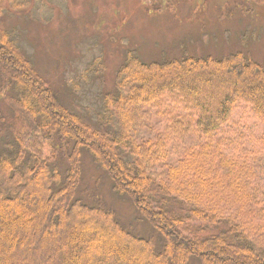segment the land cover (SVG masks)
Listing matches in <instances>:
<instances>
[{
  "label": "trees",
  "instance_id": "trees-1",
  "mask_svg": "<svg viewBox=\"0 0 264 264\" xmlns=\"http://www.w3.org/2000/svg\"><path fill=\"white\" fill-rule=\"evenodd\" d=\"M15 53L0 38V89H12L5 97L31 129L14 109L0 119V264H264V159L235 157L218 139L239 102L264 123L262 65L242 52L151 62L132 52L117 90L103 92V112L81 115ZM190 134L196 141L181 147ZM105 187L110 201L91 194ZM75 212L113 233L81 241L99 227L78 217L69 228Z\"/></svg>",
  "mask_w": 264,
  "mask_h": 264
},
{
  "label": "rangeland",
  "instance_id": "rangeland-1",
  "mask_svg": "<svg viewBox=\"0 0 264 264\" xmlns=\"http://www.w3.org/2000/svg\"><path fill=\"white\" fill-rule=\"evenodd\" d=\"M0 4L2 38L10 40V32L11 41L22 54L17 55L20 61L28 69L39 71L58 100L81 115L93 114L97 108L103 112V92L117 90L116 75L132 52L145 62L185 56L222 58L242 52L264 68V0H2ZM150 84L147 80L144 86L148 88ZM5 93L13 91L0 89V119L11 120L14 109L21 124L31 129L29 114L12 98L3 97ZM253 113L250 104L239 102L229 122L222 126L218 139L225 140L226 151L235 157L252 153L255 158L264 159V123ZM149 133L142 130V135ZM9 134L8 127H3V135ZM196 139L190 134L181 147ZM121 154L130 160L126 151ZM94 181L89 176L85 178V183ZM102 192L110 201L109 187L95 189L91 194L102 197ZM260 198L264 204V197ZM152 200L156 207L163 205L159 197ZM116 205L123 211L128 209L125 203ZM118 208L115 207L117 211ZM78 217H83L85 225L99 227L98 233L93 228L82 230L77 235L78 239L82 236L81 241L89 235L95 242L108 240L110 230L113 233L106 229V222L100 224L103 218L82 212L70 216L69 228ZM216 231V227H210V232ZM70 262L84 264L78 258ZM38 264L46 263L40 260Z\"/></svg>",
  "mask_w": 264,
  "mask_h": 264
},
{
  "label": "bare ground",
  "instance_id": "bare-ground-1",
  "mask_svg": "<svg viewBox=\"0 0 264 264\" xmlns=\"http://www.w3.org/2000/svg\"><path fill=\"white\" fill-rule=\"evenodd\" d=\"M2 1V0H1ZM0 1V2H1ZM28 2H30V3H32V1H28ZM1 7H2V5L0 4V9H1ZM13 28V27H12ZM10 36H12V34L9 32V34H8V38L10 39V40H8V39H4V38H2V36L0 35V38L3 40H7V41H5V45L7 46V47H9L12 51H14V52H16L15 54L16 55H21L22 56V54L21 53H19V50H18V47H17V44L16 43H14V42H12L11 41V37ZM18 52V53H17ZM32 67V66H31ZM4 70V69H3ZM31 70H35V71H37L35 68H33L32 67V69ZM4 72L5 73H7L5 70H4ZM37 72H39V71H37ZM40 73V72H39ZM41 74V73H40ZM42 75V74H41ZM44 77V76H43ZM45 78V77H44ZM29 103V102H28ZM34 143V144H33ZM30 142L29 143V145L31 144V146L33 147L35 144H37V146L34 148L35 149V151H37V152H40L41 151V146H40V144L39 143H35V142ZM33 144V145H32Z\"/></svg>",
  "mask_w": 264,
  "mask_h": 264
}]
</instances>
